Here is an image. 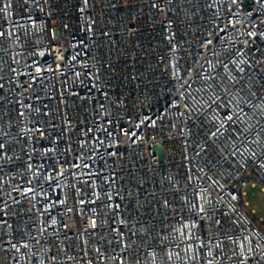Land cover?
<instances>
[{
  "label": "built area",
  "instance_id": "2783aa9c",
  "mask_svg": "<svg viewBox=\"0 0 264 264\" xmlns=\"http://www.w3.org/2000/svg\"><path fill=\"white\" fill-rule=\"evenodd\" d=\"M264 0H0V264H264Z\"/></svg>",
  "mask_w": 264,
  "mask_h": 264
},
{
  "label": "rangeland",
  "instance_id": "374dc122",
  "mask_svg": "<svg viewBox=\"0 0 264 264\" xmlns=\"http://www.w3.org/2000/svg\"><path fill=\"white\" fill-rule=\"evenodd\" d=\"M246 196L243 197L244 203H248L246 207L249 213H252V218L258 221V226L264 232V192L261 190V187L252 188L247 187L245 189Z\"/></svg>",
  "mask_w": 264,
  "mask_h": 264
},
{
  "label": "trees",
  "instance_id": "16d2710c",
  "mask_svg": "<svg viewBox=\"0 0 264 264\" xmlns=\"http://www.w3.org/2000/svg\"><path fill=\"white\" fill-rule=\"evenodd\" d=\"M253 220H254V222H255L256 224H258V221H257L256 219L253 218Z\"/></svg>",
  "mask_w": 264,
  "mask_h": 264
}]
</instances>
